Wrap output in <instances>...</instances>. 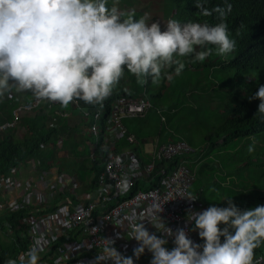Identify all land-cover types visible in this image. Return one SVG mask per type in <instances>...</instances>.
<instances>
[{
  "label": "clouds",
  "instance_id": "1",
  "mask_svg": "<svg viewBox=\"0 0 264 264\" xmlns=\"http://www.w3.org/2000/svg\"><path fill=\"white\" fill-rule=\"evenodd\" d=\"M193 3L199 16L215 14L218 22L170 17L161 30L159 22L147 23L143 16L134 18L133 12L120 9L118 0H0V97L14 87L61 106L75 100L100 105L125 70L156 82L162 74L171 79L162 70L180 75L185 58L202 62L213 55L222 60L232 57L237 41L225 23L231 4ZM248 99L259 101L254 114L264 121V84ZM247 151H253L252 144ZM118 187L126 191L129 178L122 177ZM177 196L197 199L192 191ZM220 200L226 206L189 212L187 230L173 231L165 225L158 215L163 203L159 201L144 213H133L123 222L118 219L113 224L126 228L127 238L137 242L131 256L118 252L112 238H102L90 264H134L133 258L145 250L151 254L149 264H254L253 250L264 243V205L240 209L230 197ZM144 220L155 231L149 232ZM191 231L202 242H194L188 235ZM169 237L170 249L165 246ZM38 253L31 247L4 264H38Z\"/></svg>",
  "mask_w": 264,
  "mask_h": 264
},
{
  "label": "built area",
  "instance_id": "2",
  "mask_svg": "<svg viewBox=\"0 0 264 264\" xmlns=\"http://www.w3.org/2000/svg\"><path fill=\"white\" fill-rule=\"evenodd\" d=\"M10 97V95H9ZM11 98V97H10ZM40 102L57 106L59 103L37 100L33 104L22 106L13 112L14 121L22 110H30ZM75 108L79 103L72 101ZM150 103L143 97H118L105 115L102 109L93 113H82L84 124L78 130L81 137L89 138L85 143L86 158L97 165L89 170L83 181L74 173H68L63 166L70 157L57 143L54 159L41 168L38 161L27 165L28 175L19 177L15 174L0 176V219L6 215L24 211L20 224L27 228V246L39 249L38 264H90L99 252L102 238H112L113 246L124 256H131L137 242L126 236V228L117 227L116 220L122 222L133 213H144L153 202H163L158 214L165 225L175 231L177 228L188 229L191 222L186 216L191 211L203 210L198 201H188L178 197V193L189 191L194 182V171L183 159L193 150L183 140L168 139L163 144L155 140L149 144L145 162L129 149L117 152L120 140L129 145L136 144L134 136L127 133L124 120H140L150 110ZM159 116V111L156 110ZM70 113L63 117L69 118ZM160 122L164 117L159 116ZM12 124H5L0 131ZM102 139V142L100 141ZM85 147L78 151L83 153ZM180 158L179 162L167 172L161 167L162 162ZM147 160V162H146ZM129 178L126 191L119 190L122 177ZM135 184L144 190L133 191ZM197 208V210H196ZM149 231H155L147 222L142 221ZM158 236L160 233H156ZM188 235L197 242L191 232ZM165 245L171 248V238ZM24 251V252H25ZM151 254L145 250L139 258H133L134 264H149ZM262 263L263 260H258ZM103 264V262H102ZM107 264H111L108 261Z\"/></svg>",
  "mask_w": 264,
  "mask_h": 264
},
{
  "label": "trees",
  "instance_id": "3",
  "mask_svg": "<svg viewBox=\"0 0 264 264\" xmlns=\"http://www.w3.org/2000/svg\"><path fill=\"white\" fill-rule=\"evenodd\" d=\"M227 2L231 4V10L225 17V23L229 28L230 34L237 41V49L230 61L210 63L205 65V67L209 70H213V68L230 69L234 73H240L243 76H249L254 74V72L257 73L254 80L251 76L248 77L249 89L242 100L238 99L235 93L230 95L233 102L232 107L229 111H225L222 123L217 127L213 135L214 139L208 143L209 151L204 154L203 158H209L213 155L220 160L223 158L218 156L227 153V150L231 151L239 141L264 133V121H261L258 115L254 114L259 101L257 99H248L259 85L264 84V0H227ZM175 4L178 7L176 15L181 22L206 21L210 24L218 22L215 14L209 17L199 16L193 0H175ZM223 4L224 0H209V7L212 5L223 6ZM237 32L239 35H236ZM197 69L199 68L197 67ZM142 92L140 89L133 92L129 90L114 92L112 90L111 94L100 105H89L77 100L79 109L75 108L72 102L66 106H61L60 104L51 106L40 102L30 110H22L18 113L16 121L13 123V112L22 106L33 104L35 100V97L30 92H18L13 87L3 97H0V127L13 123L11 127H5L0 131V176L7 177L12 174H18L31 162L38 161L41 168L45 167L48 160L54 159L57 152V143L61 142L62 148L67 151L70 157V160L63 162L65 163L63 165L65 170L69 174L75 173L83 181L88 173V171H85L87 166L90 168L89 170L93 169L95 171L97 165L93 164V167L92 165L89 167L90 163L87 159L79 163L81 158H86L87 148L85 143L89 141L88 137L83 138L78 132L79 128L84 124L82 113L84 111L93 113L102 109L106 115L118 97L139 98ZM159 96L160 93L156 94L155 97ZM68 113L71 114L69 118L63 117L64 114ZM155 116L158 118L159 123H162L159 116L157 114ZM129 121L131 120H124L123 124L127 133L134 136L136 144L129 145L125 140H120L117 152L124 148L129 149L135 152L140 157L141 162L144 163L145 159L140 156V153L146 138L143 130L135 129L136 126ZM164 121H166L165 118ZM169 136V131L168 134L161 136V128L159 127V132L157 133L159 144L165 143L168 139H178H172ZM100 141L102 142L101 138ZM80 146L85 147L83 153L78 151ZM190 148L193 152L184 156L183 159L188 161L190 170L194 171L193 184L198 185L200 193H204L205 187L211 188L213 192L218 189L220 192L217 193L219 194L217 200L218 206L221 207L226 206V201L220 200L223 197H230L231 202L240 209L255 207L261 205V203L264 205L263 194H258L253 198L244 196L245 194L242 193L244 190L241 189L245 187L244 182L238 184V181H236L237 183L235 184V181L231 180L233 187L239 188L238 191L220 188V185L224 184L225 179L227 180V175L222 177L223 180L220 181L219 185L218 181L209 182L201 170L203 167L211 170L210 161L201 160L202 158L196 161V157L200 156L201 153L197 148ZM179 160L180 158H174L170 162H162L159 166L166 167L168 172ZM199 163H201L200 167ZM224 170L226 171L224 174H228V176L230 175L233 178L231 168L227 167ZM132 190H144V188L135 184ZM197 201L200 207L205 209L206 201L202 202L204 205L200 203V197ZM251 203L256 205L253 206ZM23 216L24 211H19L0 219V264H4L9 258H16L18 254L23 253L26 249L28 240L27 228L20 224ZM253 260L254 264H264V254L259 247L253 250ZM258 260H263V262L259 263Z\"/></svg>",
  "mask_w": 264,
  "mask_h": 264
},
{
  "label": "rangeland",
  "instance_id": "4",
  "mask_svg": "<svg viewBox=\"0 0 264 264\" xmlns=\"http://www.w3.org/2000/svg\"><path fill=\"white\" fill-rule=\"evenodd\" d=\"M138 1L142 3V0ZM143 3L144 5L148 4L146 8L150 10L145 14H139V11H137L135 15L143 16L147 23H150L149 20L159 22L161 30L164 29L168 18L179 20L176 15L178 7L175 0H145ZM139 8L142 9V7ZM150 11L152 14H149ZM231 59L232 57L222 60L213 55L202 62H190L185 58V67L180 75L172 74L171 69L162 70V73L167 72L171 75V79L169 80L166 75L162 74L156 82H153L151 78H137L125 70L114 86L113 91L129 90L133 92L139 86L151 105L145 119L129 121L137 127L135 129L143 130L146 138L143 147L155 140L159 143L157 133L160 127L161 136L168 134L169 131L170 138L177 137L183 140L187 145L197 148L202 155L207 153L209 151L208 143L214 139L213 135L222 123L225 111H229L232 107L233 102L230 95L235 93L238 99L242 100L249 89L248 77L251 76L253 80L256 77L257 72L249 76H243L240 73H234L230 69L213 68V70H209L205 67L210 63L228 62ZM159 93V98H155L156 94ZM156 110H159V116L166 119L165 123H159L158 118L155 116ZM249 144L253 145L251 153L247 151ZM218 157L230 162L233 159L232 164L221 165V167L224 169L231 168L233 181L239 179L236 180L238 184L243 182L244 186L249 184L246 187L247 190L242 191L245 197L253 198L258 194L264 196V133L239 141L235 148L231 151L227 150V153ZM210 167L211 170L203 168L201 172L209 182L218 181L219 185L220 181L223 180L222 177L228 176V174H224L225 172H222L223 170H220L218 165L213 164ZM224 183H227L226 179ZM223 185H220V188ZM231 188H235L233 184ZM189 191L194 192L197 199L200 197V203L206 201V205L202 203L205 208L209 205L218 206L219 204L217 200L219 194L217 193L220 191L218 189L213 192L211 188L205 187L202 194L198 190V185L193 184ZM251 204L256 205L255 203ZM191 233L198 243L202 242L195 231H191ZM259 248L264 254V244H261Z\"/></svg>",
  "mask_w": 264,
  "mask_h": 264
},
{
  "label": "crops",
  "instance_id": "5",
  "mask_svg": "<svg viewBox=\"0 0 264 264\" xmlns=\"http://www.w3.org/2000/svg\"><path fill=\"white\" fill-rule=\"evenodd\" d=\"M145 0H142V3H139V1L138 0H118V7L120 8V9H122V10H124L126 13L128 12V11H131V12H133L134 13V18H139V17H141L140 15H135V12H137V11H139L138 13L139 14H145V13H147L150 9L149 8H146V5H148V4H146V5H144V2ZM139 7H142V9L140 10V8ZM144 8H146L145 10H143ZM149 14H152L151 13V11L149 12ZM150 22H152L151 20H149ZM137 89H139V86L138 87H136L135 88V90H137ZM141 97H143V98H147L146 96H145V94L142 92V95H141ZM156 98V97H155ZM159 98V97H158ZM147 101H148V99H146ZM149 102V101H148ZM159 111V110H158ZM124 125V124H123ZM126 129V128H125ZM175 138H177V137H175ZM159 144V143H158ZM163 144V143H162ZM145 145V144H144ZM191 147V146H190ZM149 149H150V146L149 145H146V146H144L143 148H142V150H141V152L142 153H144L145 154V152L146 151H149ZM200 154V153H199ZM140 156L142 157V154L140 153ZM203 156L204 155H202V154H200V156H197L196 157V161H198V160H200V158H202L201 160H204V161H210V165L212 166L213 164L214 165H218V168L220 169V170H223V172H226L225 170H224V168H222L221 167V165H227V164H232L233 163V160H231V162L229 161V160H220L219 158H217V157H215V156H213V155H211L209 158H203ZM207 159H209V160H207ZM202 163V162H201ZM201 163H199V167L201 166ZM213 163V164H212ZM204 168V167H203ZM23 169V168H22ZM205 169V168H204ZM15 175H17V176H19V177H21V178H23V177H26L27 175H28V172H27V166L23 169V170H21L20 171V173H18V174H15ZM227 178V183H224V185L223 186H221V188H224V189H232L231 188V186H232V184H231V180H233V178H232V176H227L226 177ZM236 181V180H235ZM227 185V186H226ZM247 186H249V184H247V185H245V187L243 188H241V189H243L244 191L245 190H247L246 189V187ZM234 189H236L237 191H238V189L239 188H234ZM240 189V190H241ZM233 190V189H232ZM236 190H234V191H236Z\"/></svg>",
  "mask_w": 264,
  "mask_h": 264
}]
</instances>
